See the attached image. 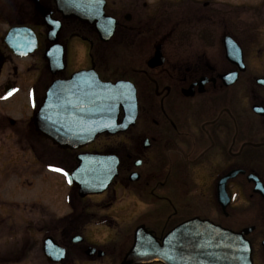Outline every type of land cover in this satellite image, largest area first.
I'll list each match as a JSON object with an SVG mask.
<instances>
[{
  "label": "flooded vegetation",
  "instance_id": "1",
  "mask_svg": "<svg viewBox=\"0 0 264 264\" xmlns=\"http://www.w3.org/2000/svg\"><path fill=\"white\" fill-rule=\"evenodd\" d=\"M90 3V14L79 16V0H0V111L27 101L18 119L0 114V130L19 125L12 133L26 138L34 160L40 153L56 160L43 165L60 176L54 169L70 172L78 154L107 156L116 166L100 193L79 198L68 188L69 203H106L107 216L91 224L97 211L88 215L84 206L54 218L35 200L23 209L0 201V264H122L137 231L161 242L193 218L241 235L250 263L264 264V0ZM14 26L30 34L20 46L31 49L25 54L8 47ZM55 59H62L59 70ZM80 71L96 83L129 82L135 115L114 135L61 149L31 117L52 83ZM123 119L120 107L117 124ZM41 141L47 146L40 151ZM107 219L130 224L117 238L128 229L127 242L93 243L80 233L102 225L110 232Z\"/></svg>",
  "mask_w": 264,
  "mask_h": 264
},
{
  "label": "water",
  "instance_id": "2",
  "mask_svg": "<svg viewBox=\"0 0 264 264\" xmlns=\"http://www.w3.org/2000/svg\"><path fill=\"white\" fill-rule=\"evenodd\" d=\"M79 1L81 4L77 14H90V2L95 0ZM99 13H102L101 6ZM107 24L109 27L104 29L105 40L113 30V24ZM18 36H21L19 28L8 32L6 40L12 51L19 50L17 48L20 45L16 43ZM50 62L59 63L56 70L62 68V59ZM85 83L95 87L93 93L97 94V99L93 103L90 98L91 88L86 90ZM122 83L92 82L89 74L84 72H78L68 80L56 81L47 89L44 103L32 120L39 133L59 147L79 149L98 133H115L124 128L116 124L118 108L123 106L128 113L134 100L125 95ZM96 106L98 118L92 120L91 111H95ZM77 159V167L66 178L69 184L78 188L81 196L103 190L115 174V168L104 165L101 157L78 155ZM245 243L241 235L195 218L171 231L161 244L150 235L137 234L134 245L124 256L122 264H137L155 259L164 264H251L249 246ZM143 249L149 252L143 253ZM45 255L52 256L48 251Z\"/></svg>",
  "mask_w": 264,
  "mask_h": 264
},
{
  "label": "rangeland",
  "instance_id": "3",
  "mask_svg": "<svg viewBox=\"0 0 264 264\" xmlns=\"http://www.w3.org/2000/svg\"><path fill=\"white\" fill-rule=\"evenodd\" d=\"M18 101L19 104L17 106L10 103L7 108L0 111V114L8 115L14 119H18L19 116L21 117L24 115L26 113V110L24 111V109H27L26 98L20 97ZM19 127V125L16 127H10L8 125L0 130V201L7 205H19L23 209V206H32V202L35 200L37 205L43 209L44 215L53 216L54 218L65 216L70 211L75 212L78 210L77 212L79 213L84 206L82 210L86 211L88 215L91 212L97 211V214L94 215V219L90 224L106 217L107 215L104 210V208H106L105 202L98 204L99 202L95 199H82L81 201L74 199L69 203L70 198L67 200L69 186L66 184L64 178L57 172H50L43 165L44 161L56 162V160L43 159V154L41 153L39 154V160H34L36 156H33L30 143L25 140L26 138L19 133L17 136L15 133H12ZM110 139L111 138L105 140L110 141ZM40 145L41 151L46 148L47 143L41 141ZM35 171H37L38 174H36ZM33 175H35L36 178H34ZM20 182L23 183V189L22 192L19 193L18 189ZM111 188H113V186H111ZM78 195L79 198H83L80 194ZM107 211L112 217L116 216L113 208H110ZM118 216L120 215L118 214ZM82 224L84 223L82 222ZM82 224L80 225L84 226ZM105 225L109 226L110 232H104L105 227L102 225L98 226V229H96L97 226L93 227L92 230H90V228H81L80 233H86L87 238L93 243L103 241L115 243L117 240L127 242L123 240V238L129 235L128 229L124 230L125 235L123 237L120 236V239L117 238L119 237L123 226L130 228V224L124 221L119 222L115 219H107ZM75 232L77 231H73V233ZM105 236L108 237L105 238ZM77 264H80V262Z\"/></svg>",
  "mask_w": 264,
  "mask_h": 264
},
{
  "label": "snow or ice",
  "instance_id": "4",
  "mask_svg": "<svg viewBox=\"0 0 264 264\" xmlns=\"http://www.w3.org/2000/svg\"><path fill=\"white\" fill-rule=\"evenodd\" d=\"M9 95H11V92L9 93ZM54 170H56V171H63L62 169H54ZM65 175H68V173L67 172H65L64 173ZM71 182V181H70ZM246 250V249H245Z\"/></svg>",
  "mask_w": 264,
  "mask_h": 264
}]
</instances>
